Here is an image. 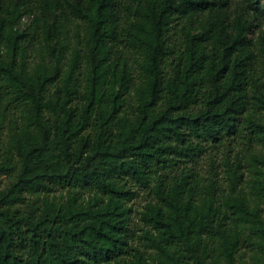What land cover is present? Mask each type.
<instances>
[{"label": "trees", "instance_id": "trees-1", "mask_svg": "<svg viewBox=\"0 0 264 264\" xmlns=\"http://www.w3.org/2000/svg\"><path fill=\"white\" fill-rule=\"evenodd\" d=\"M263 22L264 0H0V264H151L126 257L128 179L155 199L144 237L162 264H236L241 241L264 254L240 160L224 153L225 183L187 164L264 138Z\"/></svg>", "mask_w": 264, "mask_h": 264}, {"label": "rangeland", "instance_id": "rangeland-1", "mask_svg": "<svg viewBox=\"0 0 264 264\" xmlns=\"http://www.w3.org/2000/svg\"><path fill=\"white\" fill-rule=\"evenodd\" d=\"M21 26L25 28L30 22V16H25L21 19ZM72 34V31L70 32ZM264 36V22L255 29L254 37ZM75 43L74 39L70 38L68 43V49L65 53V57L68 58L73 53ZM28 63L29 66L38 61V43L35 41L29 45L28 48ZM121 51L132 64V68L136 67L134 61V51L130 48H121ZM264 59V54H263ZM47 60H51L49 54H47ZM4 90V88H2ZM20 108L16 103H12L9 108L7 119L5 120L2 130V138L6 140L9 133V118L19 117ZM257 115L264 121V110H258ZM20 124V120H18ZM246 132V131H245ZM224 153H228L234 160L238 158L241 162L240 170L242 172V179L239 189L245 197L251 201L260 204L264 213V197L255 193L254 185L258 179L264 181V163L254 159V155H260L264 157V138L259 137L251 142L247 140L244 133L236 137L231 143V146L223 144L218 148H208L195 160L187 162L188 165L194 167L202 179L214 175L225 183L226 176L223 172L224 166L222 164V158ZM9 182V178L6 175H0V189L5 187ZM128 186L131 188V195L126 198L125 203L130 208L129 222H128V246L129 254L126 255L128 259H134V254H141L148 263L162 264L160 262L159 253L150 242L144 237L145 230L150 229L149 224L142 218V213L145 211L149 202H154V197L150 194L148 188L128 179ZM226 185V184H224ZM65 189H62L59 185H55L48 191L50 197L55 196L57 199H64ZM86 199L93 196V192L84 191ZM236 264H264V254L257 250L255 246H252L248 241H241V245L238 252V258Z\"/></svg>", "mask_w": 264, "mask_h": 264}]
</instances>
